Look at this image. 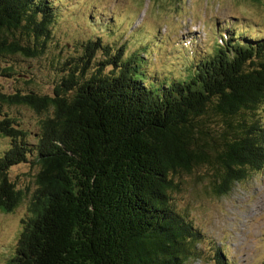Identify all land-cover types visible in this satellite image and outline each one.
Masks as SVG:
<instances>
[{
    "label": "trees",
    "instance_id": "trees-1",
    "mask_svg": "<svg viewBox=\"0 0 264 264\" xmlns=\"http://www.w3.org/2000/svg\"><path fill=\"white\" fill-rule=\"evenodd\" d=\"M54 7L0 0V61L43 57ZM222 31L170 85L153 80L140 50L127 56L100 39L86 42L84 59L57 57L52 95L0 92V135L10 141L0 151L2 213L25 196L12 169L38 167L8 264H191L199 256L200 232L172 196L181 179L206 169L213 192L227 195L264 168V38ZM110 49L109 62L96 61ZM5 105L39 116L33 141ZM222 253L214 264H230Z\"/></svg>",
    "mask_w": 264,
    "mask_h": 264
},
{
    "label": "rangeland",
    "instance_id": "rangeland-1",
    "mask_svg": "<svg viewBox=\"0 0 264 264\" xmlns=\"http://www.w3.org/2000/svg\"><path fill=\"white\" fill-rule=\"evenodd\" d=\"M57 14L51 26L53 41L40 59L19 56L0 61V69L12 68L11 76L0 73V92L28 95L53 94L60 81L56 70L61 58H86L87 41H100L111 49L133 52L145 58L153 80L170 85L186 76L198 62L221 42L222 30L230 26L264 38V0H51ZM232 23V24H231ZM110 50L97 51L96 61L110 60ZM108 52V55H106ZM122 54V53H121ZM195 55V57H194ZM194 60V62H193ZM7 62V63H5ZM141 62L137 63L139 66ZM95 68V63L93 64ZM92 68V69H93ZM156 81H153L155 83ZM2 111L20 124L29 139L38 130L40 118L26 106H3ZM264 126V108L257 114ZM10 141L0 135V151ZM36 165L24 164L11 171L16 186L25 196L12 213L0 211V264L15 255L22 232V219L36 188ZM199 177L184 176L180 190L173 193L177 207L186 211L200 232L199 256L191 264H214L215 252L222 250L230 264L264 262V168L234 185L227 195H217L210 186L206 169Z\"/></svg>",
    "mask_w": 264,
    "mask_h": 264
}]
</instances>
